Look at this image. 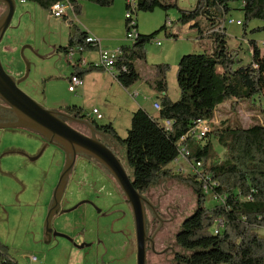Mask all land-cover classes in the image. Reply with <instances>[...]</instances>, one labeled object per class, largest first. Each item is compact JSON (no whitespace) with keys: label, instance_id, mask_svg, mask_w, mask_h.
Instances as JSON below:
<instances>
[{"label":"rangeland","instance_id":"rangeland-1","mask_svg":"<svg viewBox=\"0 0 264 264\" xmlns=\"http://www.w3.org/2000/svg\"><path fill=\"white\" fill-rule=\"evenodd\" d=\"M198 1L171 0L174 6L167 10L156 8L152 12L140 11L135 14L140 34L158 30L167 17L172 20V29L158 31L147 41L144 46L145 58L135 59L134 65L146 77L155 75L158 64H167V86L170 96L176 99L179 93L176 71L180 57L204 52L209 41L206 32L204 36L197 32H183L178 21L180 10L195 8ZM126 2L114 0L111 6L102 7L87 0H78L77 16L74 17L70 11L64 19L54 17L36 1L15 0L10 25L0 42V60L5 71L17 79L25 74L28 65L27 77L18 86L41 106L62 111L65 104L72 105L83 98L88 118L100 126L111 123L119 137L125 138L131 112L141 105L140 95L131 96L139 89L141 81L125 88L113 79L111 81L107 72L95 69L86 73L88 90L79 98L78 90H68V80L74 72L73 63L87 57L95 58V52L88 53L86 50L82 55L75 49L73 59L69 61L62 48L69 43L70 26L85 31L83 23H90L97 28L99 36L96 38L101 40L103 49L131 46L134 42L125 36ZM230 7V12L225 15L232 20L224 29L227 43L231 48H237L240 44L243 60L248 62V50L251 47L247 50V40L253 39L257 44H264V30L251 32V29L264 26V21H250L243 35L242 26L236 23L238 20L243 21L241 3L232 1ZM175 30L178 31L176 37L170 35ZM258 101L256 98L252 101L224 102L209 119L208 133L225 122L244 127L254 122L264 123V102ZM93 107L102 114L101 119L91 114L89 116ZM79 125L75 129L86 135L92 134L86 125ZM96 137L106 144L104 141L108 138L100 134H96ZM207 138L201 140V144ZM108 140L110 149L131 176L125 145L113 139ZM211 141L219 155H222L223 149L213 139ZM41 147L42 140L37 134L20 128H0V247H4L18 264H136L135 227L129 205L110 178L112 175L81 155L76 156L59 199L62 210L78 205L68 212L53 215L51 226L63 236L51 237L47 242L45 220L64 168L65 153L59 146L49 144L38 158L32 159ZM168 167L173 173L183 176L194 172L192 164L181 157ZM161 186L150 189L145 196L152 207H157V218L160 219L152 221L154 218L146 212L147 228L154 225L155 229L164 228L163 235L173 234L180 230L182 221L194 213L197 203L191 188L177 180L169 179ZM213 203V196L209 195L205 204L209 207ZM260 233L264 234V230ZM79 244L88 245L79 248ZM163 246L159 245L158 250H155L157 256L163 253ZM31 256H35L37 262H31Z\"/></svg>","mask_w":264,"mask_h":264},{"label":"trees","instance_id":"trees-1","mask_svg":"<svg viewBox=\"0 0 264 264\" xmlns=\"http://www.w3.org/2000/svg\"><path fill=\"white\" fill-rule=\"evenodd\" d=\"M33 1L49 10L60 0ZM68 1L77 15L78 0ZM87 1L102 7L114 2ZM232 1L238 0H199L196 8L180 10L178 21L181 24L193 22L191 27L202 36L207 30L219 27L231 10ZM133 2L134 15L174 6L171 0ZM240 3L244 35L250 21H264V0H241ZM129 6L127 0L125 9ZM127 21L125 19V28ZM70 27L69 43L62 48L65 53L72 45H92L86 31L74 25ZM164 29L166 21L156 31L138 33L131 46L120 47L122 53L115 63L116 71L119 69L115 78L120 85L127 88L139 79L134 60L145 58V43ZM262 30L264 26L252 28L251 32ZM208 37L214 41L212 49L180 57L176 71L177 99L163 94L167 90L165 73L169 66H156L157 79L152 88L160 93L157 115H150L138 107L132 112L125 138L119 137L111 123L100 126L92 120L93 126L104 137L125 145L127 162L132 170L130 178L140 194L146 196L150 189L160 187L170 179L191 188L195 196V211L182 221L180 230L163 235L165 230L162 228L155 236V250L159 245L169 244L175 251L169 253V257L167 253L157 256L148 246L146 264H264V234L260 233L264 230V123L254 122L247 127L222 123L206 134L205 138H208L203 144L192 136L185 137L197 120L211 119L215 110L226 101L257 98L258 102H264V46L248 39L250 60L244 62L242 46L231 48L224 32H212ZM95 69L100 68L89 65L77 73L80 77ZM63 111L77 118L85 117L82 109L75 105L66 106ZM165 120L171 122L169 130L164 127ZM182 137L184 140L179 144ZM212 139L223 149L222 155L216 151ZM182 146L188 152V162L193 166L195 162L200 163L196 173L183 176L168 167L178 158ZM209 195L213 196L214 203L208 207L205 203ZM148 212L153 217L149 209ZM151 228L153 231L154 225ZM155 258L159 261H154ZM0 264L18 263L4 247H0Z\"/></svg>","mask_w":264,"mask_h":264},{"label":"water","instance_id":"water-1","mask_svg":"<svg viewBox=\"0 0 264 264\" xmlns=\"http://www.w3.org/2000/svg\"><path fill=\"white\" fill-rule=\"evenodd\" d=\"M0 2L6 6L4 14L0 17L1 42L13 16L15 0H0ZM197 5L198 3L196 7ZM28 72L29 66L26 65L25 74L15 79L5 71L0 60V99L15 115L13 119L8 118L5 122H0V128H20L42 137L45 143L32 159L38 158L49 144L59 146L65 153L64 168L54 190L52 204L45 220L47 242L51 240V237L63 236L54 231L51 226L53 215L58 212H68L78 205L62 210L59 206V199L76 156L81 155L100 163L118 183L133 215L136 264H146V241H150L152 248L154 245L153 237L149 238L146 231L145 205L151 207L150 202L134 188L130 176L112 149L96 137V134L102 135V133L93 126L92 121L77 118L60 110L45 108L20 89L18 84L27 77ZM72 120L86 125L92 134L86 135L72 127L67 122ZM84 245L79 244L77 247L82 248Z\"/></svg>","mask_w":264,"mask_h":264},{"label":"built area","instance_id":"built-area-1","mask_svg":"<svg viewBox=\"0 0 264 264\" xmlns=\"http://www.w3.org/2000/svg\"><path fill=\"white\" fill-rule=\"evenodd\" d=\"M23 1L24 0H22V2ZM128 1H129L130 6L125 12V19L128 20L127 25H126L127 30H126L125 36L129 41L134 42L138 36L137 24H136V20H135V15L133 13L135 4H134L133 0H128ZM239 2H241V0ZM70 11L73 12L72 11V5L70 4V2L68 0L57 1V2L53 3L50 7V14L53 15L54 17H65V16H67L68 12H70ZM228 22H232V20H229L228 17L224 16L223 21H222L221 25L219 26V28L210 29V30L206 31V34H211L212 32H217V31L218 32H224L225 25ZM236 23L238 25H241L240 20L236 21ZM166 25H168V26L171 25V21L169 18H167V20H166ZM88 40H91L93 45L99 46V40H97L96 38L88 37ZM157 44H160V42L157 41ZM259 45L262 46L261 44H259ZM79 50L81 51V48H79ZM249 50L251 51V49H249ZM98 53H99L98 54V60L96 62L88 63L87 60L80 59V60H77L76 62H74L73 64H78V65L83 66V67L87 66V64H88V66L92 65L94 67L103 69V70L111 73V75L115 78V74L118 73V71H119V69L116 71L115 63H116L118 56L121 55V53H122L121 48L119 47V48H116L113 50H103V49L99 48ZM73 54L74 53L71 49L68 50L67 57H68L69 61H71L73 59L72 58ZM122 70H124V71L126 70L125 66H122ZM81 83H82V80L78 75H72L70 77V80H69L68 90L71 92H74L76 87L78 85H80ZM154 107L156 109H159L158 104H154ZM90 114L95 116L97 119H101V117H102V115L99 113V111L96 108H93L91 110V113H89V116H91ZM170 126H171V122L165 120L164 121L165 129L169 130ZM209 129H210L209 120H206V119L197 120L194 123V126L186 133L185 137L192 136L195 140L201 141L205 138L206 134L209 132ZM183 140H184V137L181 138L179 144H181ZM187 154H188V152H187L186 148L182 146L180 148L179 156L176 160H178L180 157L184 160H187V157H186ZM196 166H197V168L200 167V163L195 162V166H193V164H192V170L195 173L197 170ZM214 232L217 233L218 229L215 228ZM30 260H31V262L32 261L37 262V259L35 258V256H31Z\"/></svg>","mask_w":264,"mask_h":264},{"label":"crops","instance_id":"crops-1","mask_svg":"<svg viewBox=\"0 0 264 264\" xmlns=\"http://www.w3.org/2000/svg\"><path fill=\"white\" fill-rule=\"evenodd\" d=\"M21 2H22V0H20ZM24 2V1H23ZM49 12H50V9H49ZM69 13V12H68ZM73 14V16L75 17V16H77V15H75L74 13H72ZM67 16H68V14H67ZM67 16H65V17H63V18H65L66 19V17ZM168 18V17H167ZM170 21H171V25L170 26H168V25H166V28H170L171 27V29H172V20L170 19ZM193 22H189V23H186V24H181L182 25V27H183V32H187V31H189V32H197V29L196 28H194V27H190L191 26V24H192ZM86 27L84 28V30L86 31V33H87V36L88 37H90V38H96V36H99V31L97 30V28H95V27H93V25H91L90 23H83ZM226 30V29H225ZM178 31L177 30H175V31H173L171 34H176V36H178V33H177ZM97 40H99V46L97 45H91V46H86V45H84V47H81V46H76V45H73V46H76L75 48H76V50L79 52V53H81L82 55L83 54H85L86 53V50H88V53L89 52H95V58H91V57H87V58H85V60H87V62L88 63H90V62H96L97 60H98V52H99V48H101V49H103L102 48V46H101V40L100 39H98V38H96ZM263 43V42H262ZM213 44H214V41H212V39H210L209 38V41H208V44H206L205 45V49L206 50H210V49H212L213 48ZM106 45H112V46H115V45H117V44H106ZM159 45V44H158ZM246 45V44H245ZM262 46H264V44H261ZM121 47V46H120ZM247 47H248V44H247ZM79 48H81V51L79 50ZM249 49V47L247 48V50ZM103 50H106V49H103ZM250 50H248V52H249ZM66 53H68V51L66 52ZM179 54H181V53H179ZM76 65V66H75ZM75 66V69H74V72L73 73H71V75H70V77L72 76V75H78V73L77 72H79V71H81V70H83V69H85L87 66H88V64H87V66L86 67H83V66H80V65H78V64H73V67ZM134 67H135V65H134ZM135 69H136V71L138 72V74H139V79L137 80V81H141L140 83H141V85L139 86V89H137V90H135L134 91V93L131 95L132 97L134 96V97H136V96H139L140 95V97H141V105H140V107L142 108V109H144V110H146L149 114H151V115H153V116H155V115H157V111H158V109H156L155 107H154V104H157V98H158V96L160 95V93H158L157 91H155L153 88H152V86H153V84H154V81L157 79V74L155 73V75H153V76H146V77H144V75H142V72L140 71V69H137L136 67H135ZM100 70H102V71H105V70H103V69H100ZM105 72H107V71H105ZM109 75H110V79H111V81H115L116 83H119L117 80H116V78H114L112 75H111V73H109V72H107ZM144 74V73H143ZM87 77H88V74H85L84 76H80V78H81V80H82V83L80 84V85H78L77 87H76V89H75V91L74 92H76L77 90H78V96H79V98H80V96H84L85 95V93H87V90H88V88H87ZM113 79V80H112ZM69 80H70V78H69ZM69 80H68V83H69ZM165 80H166V75H165ZM120 84V83H119ZM166 84H167V81H166ZM132 85H134V84H132ZM136 85V84H135ZM144 86V87H143ZM139 90H141V92H142V95H141V92L139 91ZM71 92V91H70ZM163 94H166L168 97H170L172 100H175L176 99V97L175 98H172L171 96H170V93H169V89H168V86H167V90L165 91V92H163ZM99 95L101 96V91H100V93H99ZM178 95H179V93H178ZM105 98V97H104ZM177 98H178V96H177ZM83 98L82 99H80V101H76L77 103H72V105L71 104H65L64 105V107H66V106H73V105H75V106H77V107H80L81 109H82V113L85 115V117H84V119H86V113H85V110H84V103H83ZM140 104V103H139ZM93 108H96V107H93ZM92 108V109H93ZM138 108V107H137ZM97 109V108H96ZM136 109V108H135ZM98 110V109H97ZM99 111V110H98ZM133 112V111H132ZM132 112H131V115H132ZM100 113V112H99ZM101 114V113H100ZM102 115V114H101ZM103 117V116H102ZM101 117V118H102ZM130 118H131V116H130Z\"/></svg>","mask_w":264,"mask_h":264},{"label":"flooded vegetation","instance_id":"flooded-vegetation-1","mask_svg":"<svg viewBox=\"0 0 264 264\" xmlns=\"http://www.w3.org/2000/svg\"><path fill=\"white\" fill-rule=\"evenodd\" d=\"M196 8V7H195ZM5 10H6V6L2 3V2H0V17L4 14V12H5ZM76 46H71L70 48H68V50H72L73 51V53H75V48ZM68 54V53H67ZM74 55V54H73ZM63 111V110H62ZM63 112H65V111H63ZM65 113H67V112H65ZM69 114V113H68ZM15 117V115L8 109V107L6 106V104L5 103H3L2 102V100L0 99V122H5L8 118H11V119H13ZM91 117V116H90ZM86 119L87 120H89V121H92L91 120V118H88V117H86ZM67 122H70V123H72V127H74V128H76V126H80L79 124L80 123H77V122H75V121H67ZM86 128V127H85ZM81 132V131H80ZM83 133V132H82ZM35 134V133H34ZM38 135V134H37ZM88 135V134H87ZM39 136V135H38ZM40 137V136H39ZM41 138V140H42V146H43V144L45 143V140H43V138L42 137H40ZM99 139V138H98ZM106 141H104V142H106V144L108 145V142H109V140L108 139H105ZM108 141V142H107ZM48 146V145H47ZM46 146V147H47ZM109 146V145H108ZM45 149V148H44ZM87 158V157H86ZM89 160H91L94 164H96L98 167H100L101 169L103 168L104 170H106L100 163H98L97 161H95L94 159H92V158H88ZM107 171V170H106ZM107 173H108V171H107ZM110 176H111V174L110 173H108ZM110 178H112V180H114V182L117 184V186H118V188L120 189V187H119V185H118V183L116 182V180L111 176ZM121 190V189H120ZM121 193L123 194V192L121 191ZM142 195V194H141ZM142 196H144L145 197V195H142ZM123 197H124V195H123ZM146 198V197H145ZM124 200H125V197H124ZM126 202V201H125ZM128 204V203H127ZM129 205V204H128ZM149 207V208H148ZM147 209H149V210H151V212L153 213V217L152 218H154V220H152V221H158V220H160V219H158L157 217H158V215L159 214H157L158 212H156V209H157V207H150V206H148V205H145V213L146 212H148L147 211ZM131 210V209H130ZM146 215V214H145ZM155 216V217H154ZM166 221L168 220V219H165ZM151 224V223H150ZM147 221H146V231H147V235H148V237L150 238V237H153V243H154V245H153V248H152V246H151V243H150V241H146V260H147V249H148V246L150 247V249L153 251V252H155V245H156V242H155V236L157 235V233H158V231L161 229V227H156V229L155 230H153V231H151V227L149 228H147ZM154 235V236H153ZM86 245V244H85ZM162 249L163 250H161V251H163V253H165V252H167V253H169V251L170 252H174L175 250H174V248H172V246H170L169 244H166L165 246H163L162 247Z\"/></svg>","mask_w":264,"mask_h":264}]
</instances>
